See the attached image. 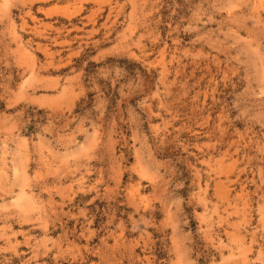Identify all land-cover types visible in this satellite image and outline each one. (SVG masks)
<instances>
[{"label":"rangeland","instance_id":"rangeland-1","mask_svg":"<svg viewBox=\"0 0 264 264\" xmlns=\"http://www.w3.org/2000/svg\"><path fill=\"white\" fill-rule=\"evenodd\" d=\"M0 264H264V0H0Z\"/></svg>","mask_w":264,"mask_h":264}]
</instances>
